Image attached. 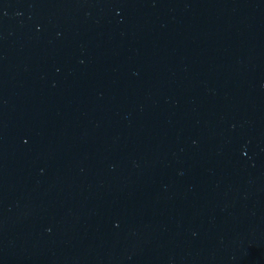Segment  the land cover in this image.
Wrapping results in <instances>:
<instances>
[{
	"label": "water",
	"instance_id": "1",
	"mask_svg": "<svg viewBox=\"0 0 264 264\" xmlns=\"http://www.w3.org/2000/svg\"><path fill=\"white\" fill-rule=\"evenodd\" d=\"M0 264H264V0H0Z\"/></svg>",
	"mask_w": 264,
	"mask_h": 264
}]
</instances>
